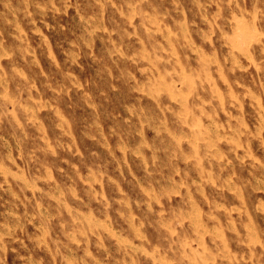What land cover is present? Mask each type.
<instances>
[{
	"label": "rangeland",
	"instance_id": "obj_1",
	"mask_svg": "<svg viewBox=\"0 0 264 264\" xmlns=\"http://www.w3.org/2000/svg\"><path fill=\"white\" fill-rule=\"evenodd\" d=\"M0 264H264V0H0Z\"/></svg>",
	"mask_w": 264,
	"mask_h": 264
},
{
	"label": "bare ground",
	"instance_id": "obj_2",
	"mask_svg": "<svg viewBox=\"0 0 264 264\" xmlns=\"http://www.w3.org/2000/svg\"><path fill=\"white\" fill-rule=\"evenodd\" d=\"M192 3H193V2H192ZM254 9H255V8H254ZM152 16H153V15H152ZM154 17H155V16H154ZM164 17H165V16H164ZM235 18H236V17H235ZM255 18H256V17H255ZM149 19H150V18H149ZM155 19H156V17H155ZM234 20H236V19H234ZM152 21H153V20H152ZM235 22H236V21H235ZM153 24H154V23H153ZM196 25H197V24H196ZM237 25H238V24H237ZM237 25H236V27H237ZM245 25H246V24H245ZM248 25H249V24H248ZM251 25H252V24H251ZM238 26H239V25H238ZM243 26H244V25H243ZM243 26H242V31H243ZM253 26H254V24H253ZM253 26H252V29H251V30H254V29H253ZM212 27H213V26H212ZM246 27H247V26H246ZM244 28H245V27H244ZM249 28H250V27H249ZM246 29L248 30V27L245 28L244 31H245ZM160 30H161V29H160ZM166 30H167V29H166ZM233 30H234V29H233ZM233 30H232V32H233ZM235 30H236V29H235ZM247 30H246V31H247ZM255 30H257V29H255ZM161 31H162V30H161ZM167 31H168V30H167ZM236 31H237V30H236ZM242 31H241V32H242ZM244 31H243V32H244ZM248 31H249V30H248ZM261 31H262V30H261ZM237 32H238V31H237ZM243 32H242V34L245 35V32H244V33H243ZM251 32H252V31H251ZM251 32H250V33H251ZM255 32H256V31H255ZM255 32H254V34H255ZM250 33H249V34H250ZM256 33H257V32H256ZM161 34H162V33H161ZM176 34H177V33H176ZM182 34H183V33H182ZM232 34H233V33H232ZM235 34H236V33H234L233 36H234ZM238 34H241V33H238ZM252 34H253V33H252ZM169 35H170V34H169ZM169 35H168V36H169ZM183 35H184V34H183ZM247 35H248V33H247L245 36H246L247 38H249V41H250L251 38L248 37ZM236 36H237V35H236ZM236 36H235V38H237ZM251 36H253V35H251ZM206 37H207V36H206ZM238 37H239V36H238ZM246 37H245L244 40L247 39ZM256 37H257V34H256ZM256 37H255V38H256ZM258 38H259V37H258ZM258 38H256V40H258ZM206 39H207V38H206ZM233 39H234V38H233ZM234 40H235V39H234ZM234 40H232L231 43H233ZM209 41H210V40H209ZM246 41H247V40H246ZM246 41H245V42H246ZM249 41H247V43L250 44L251 41H250V42H249ZM240 42H241V41H240ZM242 43H243V42H242ZM247 43H246V46L248 45ZM172 44H173V43H172ZM159 45H160V44H159ZM244 45H245V44H244ZM161 46H162V45H161ZM170 46H172V45H170ZM237 46H238V45H237V43H236V45L233 46V48H236ZM173 47H174V46H173ZM240 47H241V46H240ZM242 47H243V46H242ZM242 47H241V48H242ZM143 48H144V47H143ZM162 48H163V47H162ZM198 48H199V47H198ZM233 48H232V49H233ZM243 48H244V47H243ZM247 48H248V47H247ZM163 49H164V48H163ZM237 49L239 50V48H237ZM164 50H165V49H164ZM173 50H174V49H173ZM234 50H235V49H234ZM241 50H242V49H241ZM246 51H247V50H246ZM244 52H245V49H244ZM176 53H177V52H176ZM176 53H175V56H176ZM202 53H203V51H202ZM246 53H248V52H246ZM149 56H150V55H149ZM177 56H178V55H177ZM147 58L149 59V57H147ZM177 58H178V57H177ZM207 58H208V57H207ZM150 59H151V58H150ZM234 59H235V57H234ZM248 60H249V59H248ZM178 61H179V59H178ZM213 61H214V60H213ZM235 62H236V60H235ZM175 63H176V62H175ZM177 63H178V62H177ZM179 63H180V62H179ZM179 63H178V64H179ZM180 64H181V63H180ZM154 65H155V64H154ZM155 67H156V66H155ZM182 67H183V66H182ZM182 67H181V70H182ZM240 68H241V67H240ZM159 70H160V69H159ZM159 70H158V71H159ZM185 70H186V69H185ZM185 70L183 69V71H185ZM205 71H206V70H205ZM175 72H176V71H175ZM207 72H208V71H207ZM207 72H206V73H207ZM158 73H159L158 75H160V77H162V75L160 74V72H158ZM180 73H181V72H180ZM218 73H219V72H218ZM220 73H221V71H220ZM181 75H182V74H181ZM183 75H184V73H183ZM186 75H187V73H186L184 76L187 77L188 75H187V76H186ZM189 75H190V74H189ZM206 75H207V74H206ZM163 76H164V75H163ZM221 76H223V73H222ZM154 77H155V76H154ZM158 77H159V76H158ZM185 77H184V78H185ZM190 77L193 78L192 76H190ZM210 77H211V76H210ZM181 78H182V76H181ZM197 78H198V77H197ZM157 79H158V78H157ZM161 79H162V78H161ZM163 79H165V78H163ZM163 79H162V80H163ZM165 80H166V79H165ZM184 80H185V79H183L182 81H184ZM225 80H226V79H225ZM163 81H164V80H163ZM174 81H175V80H174ZM192 81L194 82L193 79H192ZM156 82H157V81H156ZM160 82H161V81H160ZM164 82H166V81H164ZM175 82H176V81H175ZM193 82H192V83H193ZM157 83H158V82H157ZM166 83H167V82H166ZM227 83H228V82H227ZM160 84H164V83H160ZM214 84H215V83H214ZM152 85H153V84H152ZM168 85H169V84H168ZM163 86H164V85H163ZM166 86H167V85H166ZM188 86H189V85H188ZM243 86H244V85H243ZM168 87H169V86H168ZM168 87H167L166 89H168V92H170ZM245 87H246V86H245ZM159 88H160V87H159ZM161 88H162V87H161ZM163 88L165 89V87H163ZM191 88H192V87H191ZM166 89H165V91H166ZM189 89H190V87H189ZM215 89H216V88H215ZM217 89H218V88H217ZM157 90H158V92H159V89H157ZM161 90H162V89H161ZM247 90H248V89H247ZM216 91H217V90H216ZM160 92H161V91H160ZM160 92H159V93H160ZM162 92H163V91H162ZM190 92H191V91H190ZM190 92H189V93H190ZM220 92H221V91H220ZM231 92H232V91H231ZM155 93H156V92H155ZM190 94H191V93H190ZM190 94H187L188 97H189ZM246 94H248V93H246ZM158 95H159V94H158ZM171 95H172V94H171ZM249 95H250V94H249ZM173 96H174V95H173ZM185 96H186V95H185ZM170 97H171V96H170ZM232 97H233V98L235 97V96L233 95V93H232ZM250 97H251V96H250ZM171 98L173 99V97H171ZM174 98H175V97H174ZM251 98H252V97H251ZM176 99H177V98H176ZM236 99H237V98H236ZM254 99H255V98H254ZM187 100H188V99H187ZM259 100H260V99H259ZM222 101H224V100H222ZM256 101H257V100H256ZM186 102H187V101H186ZM202 102H203V101H202ZM260 102H261V101H259V103H260ZM185 104H186V103H185Z\"/></svg>",
	"mask_w": 264,
	"mask_h": 264
}]
</instances>
